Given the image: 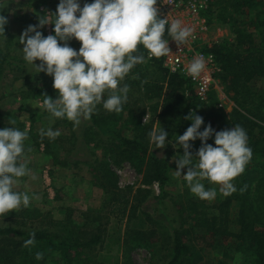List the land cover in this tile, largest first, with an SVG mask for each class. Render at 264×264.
Masks as SVG:
<instances>
[{
	"label": "trees",
	"instance_id": "trees-1",
	"mask_svg": "<svg viewBox=\"0 0 264 264\" xmlns=\"http://www.w3.org/2000/svg\"><path fill=\"white\" fill-rule=\"evenodd\" d=\"M84 3L85 0H80L81 6ZM208 11L212 15L215 12L218 21L229 23L234 35L232 41L217 42L210 48L221 65L219 82L226 94L231 93L235 103L230 111L217 105L214 90L209 92L207 101H200L191 83L182 74H169L161 59L153 57L146 64H137L125 79V84L130 83L131 86L141 82V87L144 83L147 87L145 92H152L148 97H157L150 106L149 121L142 123L140 115L144 110L136 118L131 107L123 116L129 99L119 113L103 114L104 111L97 107L90 121L98 132L116 137L110 152L114 163L129 161L141 173L144 184L159 183L157 200L163 205L160 211L169 222L170 231L169 255L163 264H198L201 256L196 253L200 249L197 242L204 237L210 239L207 247L220 251L222 257L216 264H264V86L258 84L264 79V0H211ZM164 38H169L167 26ZM67 43L69 46L80 45L79 41ZM138 51L147 58V50L143 46H139ZM12 62L0 48V79L6 66L17 65ZM144 67L153 68L158 81L154 80L151 84L143 81ZM49 96L53 99L52 94ZM191 108L193 111L189 110ZM193 112L203 117L201 131L207 124L215 131L241 126L247 132L248 146L252 149V158L244 172L232 181L236 191L224 196L218 204L217 216L220 220L210 224L204 223L202 216L196 213L198 203L190 197L182 196L179 202H175L179 213L174 218L163 211L167 209L165 197L170 193L166 189L170 180L168 164L156 149L150 151V131L161 126L169 134H175L179 129L182 131L179 135H182L191 124L185 117ZM116 121L131 126L132 136L113 131L110 123ZM34 134L45 141L46 136L42 137L39 132ZM190 143V151L195 155L201 142L196 139ZM206 143L215 146L214 137ZM45 147L48 148V142ZM108 192L111 194V213L124 220L126 229L121 243V264H131L132 250L138 245L148 246L156 236L152 229L132 226L140 217L138 212L148 191L117 188ZM65 229V232L49 228L21 230L0 225V264H101L92 259L90 252L102 242V234L93 232L88 237H82L75 235L67 225ZM31 233H35V244L25 247L24 241ZM37 252L43 253L42 260H36Z\"/></svg>",
	"mask_w": 264,
	"mask_h": 264
},
{
	"label": "rangeland",
	"instance_id": "rangeland-1",
	"mask_svg": "<svg viewBox=\"0 0 264 264\" xmlns=\"http://www.w3.org/2000/svg\"><path fill=\"white\" fill-rule=\"evenodd\" d=\"M48 0H0V15L7 18L8 23L4 26V36L0 34V48L7 54L13 64L6 66L0 79V128L11 127L9 121H15L12 125L20 130L29 129L28 139L24 142L25 151L23 161H27L30 174L20 178L15 190L27 193L30 196L28 207H21L19 210L10 211L7 216L0 218V225L14 226L21 230H33L49 228L53 231L65 232V226L72 228L75 235L88 237L93 232L102 234V242L97 248L90 252L92 259L101 264H121V243L125 236L124 220H119L111 213V194L108 190L130 188L133 192L147 190L148 194L140 208L139 219L133 223V227L146 230H154L156 236L149 242L148 246H136L131 252V264H163L168 257L169 247V222L161 214V203L157 200L160 194L158 182L146 185L142 182L141 173L129 161L114 163L110 159L112 144L116 137H109L98 132L91 125V121H82L74 128L72 122L66 119H55L40 107L44 94L57 97V91L53 88V79L44 72L36 73L35 69L27 65L22 59V47L19 43V36L28 25L38 24V19L44 13L48 15L50 7ZM44 8L40 7V4ZM211 4V3H210ZM207 9L203 16L207 19L209 28L206 33L207 43L224 42L233 40V32L229 23L218 21ZM212 18V20H208ZM54 20V18H51ZM51 25V26H50ZM53 24L44 25L37 30L44 36L52 34ZM71 41H77L72 39ZM80 45L73 49L78 50ZM146 58V63H148ZM39 64V61H35ZM145 63V64H146ZM144 80L148 84L157 80L153 68L144 67L142 70ZM127 77V76H126ZM125 77V79H126ZM133 77V76H131ZM126 83L121 82L120 87ZM129 98L128 108L124 109L123 116L128 114L129 107L136 118L140 115L142 123H147L151 116L150 106L155 103L156 98H149L147 87L139 85L131 86L128 83ZM264 86V79L258 82ZM151 87H148V90ZM220 87H223L220 85ZM214 90V89H213ZM217 105L226 111H230L235 105L231 99V93L223 95L214 90ZM109 95L105 93V98ZM50 97V96H49ZM207 101V99L205 100ZM133 102V103H132ZM131 103V104H130ZM206 106V105H205ZM103 114L108 112L102 105H98ZM193 111V109H189ZM146 121V122H144ZM59 130L61 135L55 140L45 137L43 141L40 136L41 129ZM110 128L124 136H132L131 126L127 127L123 121L110 123ZM184 129V128H183ZM181 129V130H183ZM167 132V131H166ZM179 129L174 134L166 137L168 144L163 149L154 148L159 155L165 158L168 164L170 180L166 189L170 191L165 197V208L163 210L170 218L179 213L175 202L180 197H190L197 201V214L202 216L203 222L210 224L219 221L217 216L218 204L223 200L224 195L220 192V185L201 181L206 190L216 191L212 200H202L196 197L189 190L183 177H175V160L183 154V148L176 144L179 136ZM32 135V136H31ZM48 142V148L45 147ZM197 159L193 157V164ZM187 168L181 169L186 173ZM31 175L36 179L32 180ZM116 186V187H115ZM214 216L217 218L214 219ZM70 217V220H68ZM69 221V223H68ZM210 239L204 237L197 244L200 249L196 250L200 260L198 264H216L221 258L220 251L207 247ZM203 248V249H202ZM229 258V257H228ZM232 259V258H231ZM233 260V259H232Z\"/></svg>",
	"mask_w": 264,
	"mask_h": 264
},
{
	"label": "clouds",
	"instance_id": "clouds-1",
	"mask_svg": "<svg viewBox=\"0 0 264 264\" xmlns=\"http://www.w3.org/2000/svg\"><path fill=\"white\" fill-rule=\"evenodd\" d=\"M8 23L0 15V34L4 36V26ZM53 24V34L44 36L37 30ZM167 34L177 45H183L193 37V30L183 26L178 19L160 18L157 0H92L80 4V0H59L54 20L41 15L38 24L28 25L19 36L23 45L22 59L32 66L36 73L44 72L53 79L57 97L52 99L44 94L40 107L55 119H66L78 127L88 121L102 105L107 112L119 113L128 99L129 87L121 82L137 64L146 62L139 54V46L147 50V58H160L169 54ZM75 39L80 42L78 50L67 43ZM39 61V64L35 63ZM206 70L204 58L197 56L187 66L186 72L192 79L200 77ZM109 95L105 98V93ZM191 124L176 144L183 148V154L176 158L175 177H183L192 194L202 200H212L216 191L208 189L201 182L220 185L224 196L236 191L232 181L245 170L252 158L248 146V136L239 125L215 131L210 124L204 126L203 117L190 113L185 117ZM146 122V121H144ZM11 127L0 128V218L10 211L28 207L30 196L15 190L20 178L28 176L27 161H23L24 142L29 129ZM40 135L55 140L61 135L59 130L41 129ZM150 151L163 149L168 144V132L161 126L148 133ZM214 137V145L206 141ZM199 139L201 147L193 155L191 141ZM197 162L193 164V157ZM187 168L182 174L181 169ZM32 180L36 179L31 175ZM35 244V233L24 241V246ZM36 260L43 259V253H36Z\"/></svg>",
	"mask_w": 264,
	"mask_h": 264
},
{
	"label": "built area",
	"instance_id": "built-area-1",
	"mask_svg": "<svg viewBox=\"0 0 264 264\" xmlns=\"http://www.w3.org/2000/svg\"><path fill=\"white\" fill-rule=\"evenodd\" d=\"M210 3L211 0H157L160 18L165 17L169 23L178 19L183 26L193 30L194 38H189L183 45H177L171 37L167 38L170 52L160 59L169 74H182L191 83L193 91L200 101H205L213 89L218 90V93L223 95V87H220L219 82V74L222 71L221 65L215 54L210 51L212 46L206 40L209 24L203 16V12ZM197 56L204 58L206 70L197 79H192L187 74L186 68ZM186 92L189 93L187 90ZM218 106L221 107V104Z\"/></svg>",
	"mask_w": 264,
	"mask_h": 264
},
{
	"label": "crops",
	"instance_id": "crops-1",
	"mask_svg": "<svg viewBox=\"0 0 264 264\" xmlns=\"http://www.w3.org/2000/svg\"><path fill=\"white\" fill-rule=\"evenodd\" d=\"M49 2H48V5H49V7H50V10L48 11V15H49V18H54V13H55V11H56V7H57V5H58V3H59V0H48ZM85 2L86 3H91L92 2V0H85ZM40 4V3H39ZM40 7H42V8H44V6L43 5H39ZM44 15H46L45 13H44ZM51 26V25H50ZM52 34H53V29H52ZM76 46H78V45H75V46H70V47H72V48H75Z\"/></svg>",
	"mask_w": 264,
	"mask_h": 264
}]
</instances>
